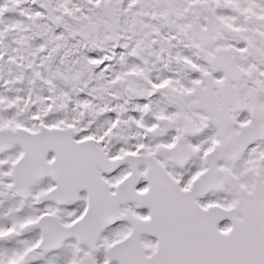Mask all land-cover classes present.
<instances>
[{
  "label": "snow or ice",
  "instance_id": "obj_1",
  "mask_svg": "<svg viewBox=\"0 0 264 264\" xmlns=\"http://www.w3.org/2000/svg\"><path fill=\"white\" fill-rule=\"evenodd\" d=\"M0 264H264V0H0Z\"/></svg>",
  "mask_w": 264,
  "mask_h": 264
}]
</instances>
